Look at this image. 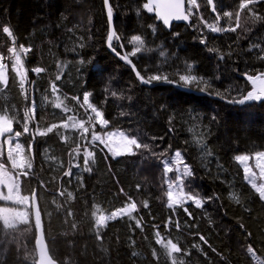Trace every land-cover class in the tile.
<instances>
[{
	"label": "trees",
	"instance_id": "obj_1",
	"mask_svg": "<svg viewBox=\"0 0 264 264\" xmlns=\"http://www.w3.org/2000/svg\"><path fill=\"white\" fill-rule=\"evenodd\" d=\"M108 1L120 37L113 40L115 52L107 48L104 0H0V55L7 65L0 115L12 118L14 131L23 132L25 112L34 109L29 132L21 135L32 167L17 175L20 194L32 204L29 223L6 228L0 220V264H37V209L48 254L57 264H171L156 243L157 231L164 243L178 244L182 251L173 255L183 264H264V200L235 159L264 151V101L231 106L222 98L246 95L251 91L246 75L264 72V24L241 12L235 31L213 32L206 24L235 27L239 10L228 17L216 3L211 9L206 0H197L189 26L166 29L143 7L146 0ZM4 26L12 31L18 51L20 45L31 48L21 53L23 85L12 70V38L3 33ZM136 35L143 50L130 59L141 75L159 71L177 81L171 74H183L190 65L191 74L211 88L174 83L205 94L197 96L171 86H142L117 58V52L132 50ZM86 93L109 123H85V137L78 125H62L94 118L83 105ZM53 124L57 127L51 132L38 134ZM93 130L123 132L149 148L113 157L92 142ZM177 151L183 163L175 167L187 165L192 173L184 177L183 191L200 199L201 207L192 200L168 206L166 181L180 173L165 175L164 161H174ZM88 152L94 155L85 165ZM131 202L137 204L132 218L121 216L95 227L93 211L110 215Z\"/></svg>",
	"mask_w": 264,
	"mask_h": 264
},
{
	"label": "snow or ice",
	"instance_id": "obj_2",
	"mask_svg": "<svg viewBox=\"0 0 264 264\" xmlns=\"http://www.w3.org/2000/svg\"><path fill=\"white\" fill-rule=\"evenodd\" d=\"M213 0H208V3L211 4ZM260 0H241L239 4V11L235 15V20L236 24L235 27H228V28H221L216 24H206V26L213 32H220V31H235L236 28L240 27V13L243 12L245 9H248V13L254 17L256 20H264V17L260 16L258 13H256L252 8H250V5L259 3ZM105 5L107 6V14H108V19L109 23H111L112 20V7L109 5L108 0H104ZM187 5L188 7L185 8V0H146V3L143 5V7L148 10L149 12L155 11L156 15L159 19L163 21L165 25H169L170 21L175 19V20H188L191 15H193V8H196L198 10L199 5L197 3V0H187ZM225 16L232 17L231 12L224 13ZM219 20V16H217V21ZM3 33L7 34V36L12 38V47L8 49V51L12 54L13 58V64H12V70L17 73V75L20 77L21 83L23 85V81L26 77V71L23 70V62L21 59V53H27L31 51V48H26L23 45L19 46V51L17 50L15 46V37L13 36L12 31L10 30L9 27L4 26L2 28ZM120 40V37L117 35L115 30H112L109 32V35L107 36V42L108 46L112 48V50L115 52L116 48L113 46V40ZM131 42L134 44V47L130 52L121 54L117 52V55L120 56V59L126 61L127 63L131 64L132 60L130 57L136 56L138 53H140L143 50V40L140 36L136 35L131 38ZM204 41L201 40V43ZM121 48H123V45H120ZM223 58V57H221ZM4 60V56L0 55V84H7V65H5L2 61ZM83 63V61H81ZM134 67V65H133ZM36 73H40L43 71L41 68H35L33 69ZM137 77L141 80L142 83L149 84L152 81H160L163 80L164 82L167 83H180L184 86H193L195 85L199 90L205 91L206 89L211 88V85L207 80H204L202 77H197L193 74H191V66H187L185 73H180L176 72L171 75L178 76L177 81H173L169 78L170 74H164L161 72H157L155 74L149 75L147 77L141 75L139 72L136 73ZM246 78L252 83L253 87L251 91H248L246 95L241 96L239 99H234V98H227L223 97L221 93L217 92V95H221L222 98L227 99L228 103H239L243 104L246 101H259L261 99H264V72L257 73L255 75H246ZM56 79H60V75L58 74L56 76ZM53 91H56V86L53 83L52 85ZM89 95L90 93H86L83 97V105H87L88 109L92 113H94V118L92 116L88 117V121H76L73 123L72 127H76L77 125L83 129V135L86 137L87 134L89 133V128L85 127V123H90L95 120V123L100 124L103 127H107L108 121L104 118L103 112L100 111L98 108L93 106L89 102ZM113 95H116L113 93ZM77 99L79 102V98H74ZM82 105V106H83ZM56 107H60V104L57 103ZM65 107V111H68ZM34 118V109L30 111H26L24 115V120L25 123L23 124V132L20 131H14L13 129V121L12 118L8 117L7 115H0V137H4L5 134H12L15 137H19L22 134L28 133L29 132V126H28V121ZM69 119H74L73 117H69ZM215 119V117L213 118ZM63 127H68L67 123H64L62 125ZM57 125L53 124L50 127L46 129V131H39L38 134L40 135H45L47 132H51L53 128H56ZM94 129V125H93ZM107 139L111 140L115 136H119L122 139V147H120L118 150L113 152V155H124V154H135L133 149H148L149 146L147 144H143L142 142H139L137 138H132L128 137L125 133L123 132H109L106 134ZM91 140L94 141H99L102 144H105L107 146L106 140L103 139L100 135H98L94 130L92 131L91 134ZM5 144H8L10 147L7 151V159L8 161L11 162V165L13 168H19L21 170L27 168L31 169L32 165L30 162H28L24 156H23V148L19 143H16L14 147H11L12 140L11 136L5 139ZM112 151V149H109ZM77 154L79 153V147L75 149ZM3 155V152L0 151V156ZM94 154L91 152L86 153L85 159H84V164L87 165L89 163L88 157H92ZM255 158L257 160V167L260 168V174L262 177H264V151H260L255 153ZM235 159L238 162H242L245 164L244 171L246 173V176L251 173V176L249 177V182L252 184V187L255 189V191L259 194V197L261 200H264V183L262 184H257L255 181V173H252V169L247 165V161H249L250 157L248 155H238L235 157ZM182 158H181V153L177 151L175 153V160L172 162L169 161H164V172L165 175L167 173H171L173 171H176L180 173V175H177L174 180H169L166 181L169 184V190L167 192L168 196V201L169 207H172L173 204H183L186 202V200H192L197 207L202 206V202L200 199H198L195 195H190L188 193H185L183 191V180L184 177L190 176L191 170L188 168L187 165H184L183 169L179 167H175V165L182 164ZM90 170V169H87ZM21 175H26V172L21 171ZM70 173H65V175H68ZM0 184H3L7 187L8 189V195L5 196L3 193H0V199H6V200H13L14 196L18 197L17 199L14 200L15 203H21V204H28L30 197L29 196H19L18 192V184L15 181H12L8 179V173L7 169L5 168L4 163H0ZM176 188L178 190V194L175 199H173V191L172 189ZM60 195H63L61 192ZM69 196H71V193H69ZM234 199H237L235 196H233ZM31 199H35V192L31 194ZM144 207H147V203H144ZM137 210V204L135 202H131L127 204L126 206L122 207L118 211H113L111 215H104V214H97L99 211L98 209L96 211L92 212L93 217H95V227L97 229L106 227L107 222L113 218H115L117 215L121 216H129L131 217V213L135 212ZM8 211H13L15 212V216L25 224L29 223L26 213L23 211H18V210H9V209H0V212H8ZM185 211H187L185 209ZM69 215L71 213L69 212ZM4 226L5 227H15L13 223H10L8 218H4ZM137 226L139 227V221H137ZM35 227L38 231H41L42 233V226H41V218H40V212L37 209L36 214H35ZM76 225L73 224V228H75ZM177 228H179V225H177ZM157 240L156 243L162 244L165 253L167 256L171 258V264H183V261L180 260L179 258L175 257L173 254L174 253H180L182 250L178 246L177 243L173 242L171 239L167 240L166 243L163 242L162 238L160 237L159 231L156 233ZM99 238V237H98ZM201 240L204 239L203 236L200 237ZM37 247L39 248L40 251V259L38 261V264H55L53 259L49 256L48 250H47V245L44 244L43 242V235L41 234V237L36 240ZM248 251L250 254L254 253V250L252 249L251 246H249ZM135 255V253H134ZM153 255H156L155 249L153 250Z\"/></svg>",
	"mask_w": 264,
	"mask_h": 264
},
{
	"label": "rangeland",
	"instance_id": "obj_3",
	"mask_svg": "<svg viewBox=\"0 0 264 264\" xmlns=\"http://www.w3.org/2000/svg\"><path fill=\"white\" fill-rule=\"evenodd\" d=\"M240 2H241V0H216V2H214V4L216 3V5H219L220 8L222 7L221 9L225 13H227V12H231L233 9H238L239 10V4H240ZM187 6L188 5H187V0H186V8H187ZM250 8H252L260 16L264 17V5L262 4L261 1L259 3L250 5ZM242 13H244L248 17H251L252 19H255L254 17H252L248 13V9H245ZM260 21L264 24V20H260ZM23 70H24V68H23ZM67 125H68V127H72L73 124L71 122H68ZM101 127H103V126H101ZM109 132H119V131H100L98 133V135H100L103 139L106 140L107 146L105 144L100 143L99 141H94V142L92 141V142L95 143V144L100 145L108 155L113 156V157H118L120 155H113V152L116 151V150H118L120 147H122V139H121V137H119L117 135V136L113 137L111 140H108L106 134L109 133ZM9 136H11V140H12L11 147H14L16 143H19L22 146V148H23V156H24V158L26 160H27V155L25 153V145L23 143V140H22L21 136L15 137L12 134H5L4 137H0V151L3 152V155L1 156L2 159H0V163H4L5 164V168L7 169V173H8V179H10L12 181H15L18 184V178H17L18 176L17 175L22 170L19 169V168H13L12 165H11V162L8 161V159H7V151H8V149H9L10 146L8 144H5L4 141ZM110 148L112 149V151L109 150ZM243 155H247V154H243ZM248 156L250 157V159L246 163L252 169V173H255V181H256V183L258 185L264 183V177L261 176V174H260V168L257 167V160L255 158V154H249ZM238 163L241 165V167L243 169L245 180L252 187V184L249 182V177L251 176V173H249L246 176V173L244 171L245 164L242 163V162H238ZM18 192H19V196L20 197H23L20 194L19 185H18ZM0 193H3L5 196L8 195V189L3 184H0ZM176 196H177V193L173 191V199H175ZM17 198L18 197L14 196V199L13 200L0 199V202L2 203L0 205V209H9V210L23 211V212L26 213L27 219L29 220L30 209L32 208L31 201L29 200V203L28 204L15 203L14 200L17 199ZM185 203H188V200H186ZM5 217H7L8 220H9V222L10 223H13L15 225V227L18 226V225L24 224L21 221V219H19V218H17L15 216V212H13V211L0 212V220L3 223V225H4V218ZM119 217H121V215H117L115 218H113V219H111L109 221L115 220V219H117ZM6 228H14V227H6Z\"/></svg>",
	"mask_w": 264,
	"mask_h": 264
},
{
	"label": "water",
	"instance_id": "obj_4",
	"mask_svg": "<svg viewBox=\"0 0 264 264\" xmlns=\"http://www.w3.org/2000/svg\"><path fill=\"white\" fill-rule=\"evenodd\" d=\"M207 1V3H208V0H206ZM214 1L215 0H213V2L211 3V4H209L208 3V5L210 6V8L211 9H214ZM109 2V1H108ZM104 5H105V3H104ZM185 8H186V0H185ZM105 10H106V14H107V6L105 5ZM154 15H155V17H156V19L158 20V21H160V22H162V24L164 25V27L166 28V29H169L173 24H183V25H185V26H189L190 25V17H189V19L188 20H175V19H173V20H171L170 21V24L169 25H165L164 23H163V21L161 20V19H159L158 17H157V15H156V12L154 11ZM107 18H108V14H107ZM113 15H112V20H111V23H109V19H108V24H109V32L110 31H112V30H114V28H113ZM107 48L111 51V48L108 46V42H107ZM117 56V55H116ZM117 58L118 59H120V56H117ZM120 61H121V63L123 64V65H125L126 67H128L129 69H131L132 71H133V73L135 74V76H136V79H137V81L142 85V86H144V87H147V88H155V87H157V86H160V85H162V86H171V87H173V88H175V89H179V90H181V91H184V92H187V93H192V94H194V95H197V96H203V95H205L204 93H197V92H194V91H192L191 89H189V88H181V87H179V85H177V84H174V83H167V82H165V83H161V84H151V83H149V84H146V83H142L141 82V80L137 77V75H136V73H137V71H136V69H135V67H133V64L131 63V64H129V63H127L126 61H124V60H122V59H120ZM251 83V82H250ZM252 87H253V85H252V83H251V90H252ZM264 101V99H261V100H259V101H246L245 103H243V104H239V103H229L231 106H243V105H245V104H250V103H261V102H263ZM224 102H226V101H224ZM228 103V102H227ZM41 231H38L37 230V237H36V240L38 239V238H40L41 237ZM36 240H35V243H34V246H35V251H36V262H37V264H38V261H39V259H40V251H39V248L37 247V244H36ZM43 242H44V244H46L45 243V241H44V238H43ZM55 262V261H54ZM55 264H57L56 262H55Z\"/></svg>",
	"mask_w": 264,
	"mask_h": 264
},
{
	"label": "bare ground",
	"instance_id": "obj_5",
	"mask_svg": "<svg viewBox=\"0 0 264 264\" xmlns=\"http://www.w3.org/2000/svg\"><path fill=\"white\" fill-rule=\"evenodd\" d=\"M109 25V24H108Z\"/></svg>",
	"mask_w": 264,
	"mask_h": 264
}]
</instances>
